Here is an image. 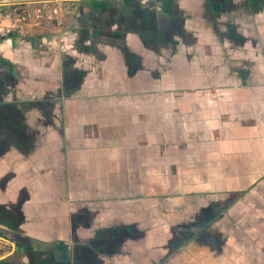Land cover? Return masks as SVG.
Masks as SVG:
<instances>
[{"label":"crops","instance_id":"crops-1","mask_svg":"<svg viewBox=\"0 0 264 264\" xmlns=\"http://www.w3.org/2000/svg\"><path fill=\"white\" fill-rule=\"evenodd\" d=\"M73 1L0 41V264H164L264 172V0Z\"/></svg>","mask_w":264,"mask_h":264},{"label":"rangeland","instance_id":"rangeland-1","mask_svg":"<svg viewBox=\"0 0 264 264\" xmlns=\"http://www.w3.org/2000/svg\"><path fill=\"white\" fill-rule=\"evenodd\" d=\"M231 80V84L240 82L245 85L248 82L247 88L254 82L253 78ZM182 84L188 90L193 89L191 81ZM246 93L249 94L248 89ZM249 96L252 99L253 96ZM255 101L262 104L261 112L264 113V99ZM253 111L257 112L254 107L250 112ZM253 177L256 178L249 187V180ZM230 180L234 189L226 191L225 196L214 195L221 198V203L224 197L225 202L227 198L228 205L216 208L211 221L201 222L194 227L196 229L180 233L176 244L167 248L168 258L164 264H257V259L264 260V243L260 244V239L264 238V172L231 174ZM169 242L168 238L167 246Z\"/></svg>","mask_w":264,"mask_h":264},{"label":"built area","instance_id":"built-area-1","mask_svg":"<svg viewBox=\"0 0 264 264\" xmlns=\"http://www.w3.org/2000/svg\"><path fill=\"white\" fill-rule=\"evenodd\" d=\"M31 8L28 3L0 4V41L33 37L48 32L65 12L74 10L73 0H47Z\"/></svg>","mask_w":264,"mask_h":264},{"label":"flooded vegetation","instance_id":"flooded-vegetation-1","mask_svg":"<svg viewBox=\"0 0 264 264\" xmlns=\"http://www.w3.org/2000/svg\"><path fill=\"white\" fill-rule=\"evenodd\" d=\"M36 3H37V2H36ZM219 200H220L219 198H218L217 200H215V203H217ZM221 205H222L221 202L217 203V204H216V208H220ZM214 217H215V214H214V216H213V219H214ZM197 225H201V222H198ZM202 225H203V224H202ZM203 226H204V225H203ZM193 229H196V228H193Z\"/></svg>","mask_w":264,"mask_h":264}]
</instances>
